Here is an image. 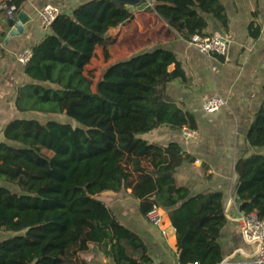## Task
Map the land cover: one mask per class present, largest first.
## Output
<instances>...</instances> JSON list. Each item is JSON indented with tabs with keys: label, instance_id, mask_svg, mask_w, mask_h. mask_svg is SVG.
Returning a JSON list of instances; mask_svg holds the SVG:
<instances>
[{
	"label": "trees",
	"instance_id": "1",
	"mask_svg": "<svg viewBox=\"0 0 264 264\" xmlns=\"http://www.w3.org/2000/svg\"><path fill=\"white\" fill-rule=\"evenodd\" d=\"M22 1L8 3L16 11ZM150 10L186 39L204 33L209 16L227 22L221 0H154ZM133 18L131 8L114 0H88L61 12L31 47L23 65L29 80L16 89V108L74 122L26 116L4 126L0 230L13 234L0 240V264H87L83 253L91 246L114 264H156L141 236L99 198L121 188H130L141 214L153 205L168 211L179 264L223 259L222 191L191 195L175 172L193 157L176 141L159 144L140 136L161 125L196 128L194 115L166 90L184 78L174 52L157 47L134 53L109 63L96 80L87 67L98 47L108 57L107 30ZM246 140L263 152L235 162L238 208L264 219V100Z\"/></svg>",
	"mask_w": 264,
	"mask_h": 264
},
{
	"label": "crops",
	"instance_id": "2",
	"mask_svg": "<svg viewBox=\"0 0 264 264\" xmlns=\"http://www.w3.org/2000/svg\"><path fill=\"white\" fill-rule=\"evenodd\" d=\"M86 1L23 0L15 11V18L22 9L30 19L25 23V30L13 36H9V31L15 19L10 23L5 12H0V141L5 140L3 128L9 120L39 113L20 112L14 104V96L17 87L29 80L17 56L50 32L49 27H43L38 20L40 9L50 3L57 5L61 12L70 13ZM221 1L227 15L226 25L209 16L204 33L228 37L229 48L225 56L199 52L153 11L131 8L134 12L132 20L111 27L105 33V38L110 41L108 57L98 60L103 70L109 63L143 50L162 47L174 52L184 78L167 83L166 90L180 107L194 115L196 128L192 130L195 134L186 137L184 128L176 130L161 125L140 136L159 144L176 141L193 157L192 161L184 160L175 172L177 182L188 187L191 195L222 191L226 222L218 239L223 253L218 264H253L256 243L244 239L236 214L239 209L236 201L238 176L234 165L239 157L263 152V149L248 145L246 134L264 100V0ZM153 18L157 19L156 23ZM146 33L147 38L140 40V35ZM116 46L120 47L119 55L114 53ZM99 50L101 48H96L91 62L96 60ZM90 63L87 67L94 70L95 64ZM173 68L174 64L168 66L169 70ZM211 95H220L225 104L215 112L207 113L202 109V103ZM99 198L122 223L141 236L156 264H179L168 211L159 208L162 221L159 224L149 222L146 215L140 213L139 202L133 198L130 188L104 191ZM11 234L0 230V240ZM83 257L87 264H114L95 246L83 253Z\"/></svg>",
	"mask_w": 264,
	"mask_h": 264
},
{
	"label": "built area",
	"instance_id": "3",
	"mask_svg": "<svg viewBox=\"0 0 264 264\" xmlns=\"http://www.w3.org/2000/svg\"><path fill=\"white\" fill-rule=\"evenodd\" d=\"M9 1L11 0H0V10L5 12L9 20L13 21L15 6L9 4ZM60 13L61 9L57 5L47 3L40 9L38 20L43 27H50ZM188 42L204 54L225 56L229 48V39L223 34L194 33L189 37ZM31 55V50L25 49L17 56V60L24 65ZM224 104L225 100L220 95H211L203 101L202 109L207 113H212ZM183 134L190 137L195 132L192 129L184 128ZM159 208L153 205L152 209L147 212L146 218L149 222L159 224L162 221ZM236 214L244 239L256 243L253 264H264V219L258 217L254 211L244 212L237 209Z\"/></svg>",
	"mask_w": 264,
	"mask_h": 264
},
{
	"label": "water",
	"instance_id": "4",
	"mask_svg": "<svg viewBox=\"0 0 264 264\" xmlns=\"http://www.w3.org/2000/svg\"><path fill=\"white\" fill-rule=\"evenodd\" d=\"M116 3L122 4L125 7H129L135 10H150L153 6L154 0H114ZM30 19V17L25 13L24 10H18L16 18L14 20L13 26L9 31V36L18 35L25 30V23ZM237 202L240 199L237 197Z\"/></svg>",
	"mask_w": 264,
	"mask_h": 264
},
{
	"label": "rangeland",
	"instance_id": "5",
	"mask_svg": "<svg viewBox=\"0 0 264 264\" xmlns=\"http://www.w3.org/2000/svg\"><path fill=\"white\" fill-rule=\"evenodd\" d=\"M156 18H153V21L156 23ZM154 27V26H153ZM156 29V28H155ZM154 30V29H153ZM150 34H154V33H152V30L150 31ZM147 33L146 34H141L140 35V40H142L143 38H147ZM120 47L119 46H116V48L114 49V53H116L117 55H119V53H120ZM116 56V55H115ZM99 57L101 58V57H103L104 58V56L102 55V51L101 50H99V52L97 53V56H96V60H94L93 62H91L90 63V65H93V64H95V69L94 70H92V71H95V73H94V80H96L98 77H99V74H97V71L98 72H102L103 70H102V67L100 66V64H99ZM105 59V58H104ZM100 72V73H101ZM31 114H28V116H30ZM33 116H36V117H38L39 119H41V120H46V119H48V118H54V119H58V120H62V121H65V120H67V119H69L67 116H65V115H63V114H42V113H34V114H32ZM31 115V116H32ZM69 120H71V119H69ZM72 122H74L73 120H71Z\"/></svg>",
	"mask_w": 264,
	"mask_h": 264
}]
</instances>
